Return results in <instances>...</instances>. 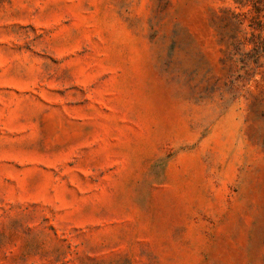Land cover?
Wrapping results in <instances>:
<instances>
[{
    "label": "rangeland",
    "instance_id": "obj_1",
    "mask_svg": "<svg viewBox=\"0 0 264 264\" xmlns=\"http://www.w3.org/2000/svg\"><path fill=\"white\" fill-rule=\"evenodd\" d=\"M263 23L0 0V264H264Z\"/></svg>",
    "mask_w": 264,
    "mask_h": 264
},
{
    "label": "trees",
    "instance_id": "obj_2",
    "mask_svg": "<svg viewBox=\"0 0 264 264\" xmlns=\"http://www.w3.org/2000/svg\"><path fill=\"white\" fill-rule=\"evenodd\" d=\"M247 3L249 4V6L252 8L253 11H255L258 14L264 15V0H247Z\"/></svg>",
    "mask_w": 264,
    "mask_h": 264
}]
</instances>
